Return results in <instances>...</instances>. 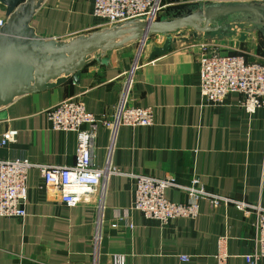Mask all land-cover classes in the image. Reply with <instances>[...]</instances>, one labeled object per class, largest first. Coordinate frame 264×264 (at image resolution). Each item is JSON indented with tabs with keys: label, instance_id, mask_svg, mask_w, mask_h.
I'll return each mask as SVG.
<instances>
[{
	"label": "crops",
	"instance_id": "0c3cea01",
	"mask_svg": "<svg viewBox=\"0 0 264 264\" xmlns=\"http://www.w3.org/2000/svg\"><path fill=\"white\" fill-rule=\"evenodd\" d=\"M195 4L198 0H164L161 16L169 9ZM246 5L264 9V0H249ZM93 9V0H48L32 26L45 38L86 34L96 30ZM6 17L0 1V20ZM219 23L229 28L206 33L214 35L211 42L202 33L195 36L185 30L172 36L169 52L150 60L154 47L165 40L151 37L137 66L138 43L109 53L112 69L93 63L82 71L79 84L70 81L25 96L0 113V141L8 129L18 131L15 144L0 145V160L24 157L35 164L72 166L77 133L54 130L46 115L49 109L75 99L98 118L108 117L132 79L130 105L154 112L152 126L121 127L113 143L109 129H98L93 163L105 168L110 159L118 171L106 180L100 223L99 192L90 203L67 206L46 192L39 170L31 169L26 216L0 217V264H113L114 255H123L125 264H218L222 237L227 238L228 264H248L254 236L251 219L232 205L214 208L203 199L196 219L178 218L166 224L146 220L133 209L136 180L132 175L174 179L181 185L198 178L212 193L264 204V109L247 112L237 93L222 104L204 102L198 61L200 44L207 42L224 53L243 54L248 62L264 63V56L254 53L257 36L264 31L263 20L238 13ZM251 26L254 30L244 39L249 48L245 54L234 52L244 27ZM165 195L176 203L187 201L178 189L169 188ZM98 225L101 241L96 250Z\"/></svg>",
	"mask_w": 264,
	"mask_h": 264
},
{
	"label": "built area",
	"instance_id": "2783aa9c",
	"mask_svg": "<svg viewBox=\"0 0 264 264\" xmlns=\"http://www.w3.org/2000/svg\"><path fill=\"white\" fill-rule=\"evenodd\" d=\"M249 0H198L199 5L222 4L246 5ZM93 16L97 20L96 30L109 28L138 18L158 20L164 9V0H93ZM4 24L0 20V27ZM95 30V31H96ZM145 45V44H144ZM144 48V46H143ZM200 64V93L204 102L222 104L232 93L241 96V107L249 113L264 109V63L248 62L243 54H228L210 43H201L198 54ZM138 63L135 64L137 66ZM132 79L123 91L114 112L98 118L86 110L85 105L75 99H67L46 112L47 119L56 131L75 132L78 136L76 163L72 166H53L32 163L24 157L0 160V217L26 216L25 204L28 196V174L33 168L39 170L46 192L67 206L91 202L95 194L101 195L98 203L99 223L103 217V197L106 180L117 174L107 160L105 168L93 163L95 140L99 127L112 132V143L121 127H149L154 123L152 108L136 107L129 103ZM18 131L8 129L0 145L6 147L17 142ZM136 180L133 209L146 220L169 223L178 218L196 219L199 202L203 199L215 208L221 205L238 208L251 219L254 231L253 247L246 256L248 264H264V204L240 201L208 191L198 178L189 185H181L174 179H159L151 176L132 175ZM178 189L187 196L185 203H176L166 198V190ZM264 189V164L261 179ZM131 228L132 225H129ZM113 227H117L114 224ZM101 241L99 225L94 240L97 250ZM227 238L218 241V264H228ZM189 261L188 257H182ZM113 264H125L123 255H114Z\"/></svg>",
	"mask_w": 264,
	"mask_h": 264
},
{
	"label": "water",
	"instance_id": "95a60500",
	"mask_svg": "<svg viewBox=\"0 0 264 264\" xmlns=\"http://www.w3.org/2000/svg\"><path fill=\"white\" fill-rule=\"evenodd\" d=\"M6 20L0 27V113L25 96L55 90L68 82L80 83L82 71L93 63L112 69L108 54L140 44L136 63L147 39L163 36L150 60L172 48V36L185 30L194 35L227 30L219 19L251 13L264 26L263 7L251 5H199L173 19L138 18L69 38H45L32 26L48 0H0ZM135 63V64H136Z\"/></svg>",
	"mask_w": 264,
	"mask_h": 264
},
{
	"label": "rangeland",
	"instance_id": "374dc122",
	"mask_svg": "<svg viewBox=\"0 0 264 264\" xmlns=\"http://www.w3.org/2000/svg\"><path fill=\"white\" fill-rule=\"evenodd\" d=\"M248 27V26H247ZM245 29L243 30V32L241 33V36H240V38H239V41H241V42H239V41H237L238 43H236V51H234V52H241V53H244L245 51H246V49L247 48H249V46H248V42L246 43L245 41H244V39H246L247 37H248V34L247 33H249V32H252L251 30H254V28H253V26H251V28H246V27H244ZM237 30V29H236ZM242 31V30H241ZM236 32V31H235ZM202 35V34H201ZM250 35V34H249ZM214 36V35H213ZM212 35H209V34H204V38H206V39H208L209 41L208 42H211V41H213V39H212V37H213ZM258 38H257V41L256 42H258V46L255 48V50H254V53L255 54H257V55H263L264 56V31L260 34V35H258L257 36ZM249 42H251L250 40H249ZM238 49V50H237ZM142 53H143V51H142ZM245 54V53H244ZM143 55V54H142ZM141 55V56H142ZM140 56V57H141ZM264 62V61H263Z\"/></svg>",
	"mask_w": 264,
	"mask_h": 264
},
{
	"label": "trees",
	"instance_id": "16d2710c",
	"mask_svg": "<svg viewBox=\"0 0 264 264\" xmlns=\"http://www.w3.org/2000/svg\"><path fill=\"white\" fill-rule=\"evenodd\" d=\"M199 4H195L191 7H187L186 9L185 8H172V9H169L167 10V12L160 16L158 18V20H161V19H164V18H167V19H173V18H176V17H179L180 15H182L183 13H186V12H190L192 9H195L196 7H198ZM237 53H232V55H236Z\"/></svg>",
	"mask_w": 264,
	"mask_h": 264
}]
</instances>
